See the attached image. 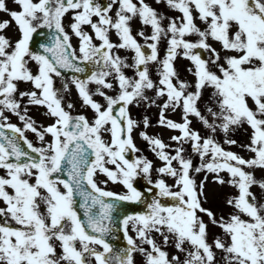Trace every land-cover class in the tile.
I'll return each instance as SVG.
<instances>
[{
    "label": "snow or ice",
    "instance_id": "snow-or-ice-1",
    "mask_svg": "<svg viewBox=\"0 0 264 264\" xmlns=\"http://www.w3.org/2000/svg\"><path fill=\"white\" fill-rule=\"evenodd\" d=\"M11 3L0 0V12L8 16L0 19V264H135L133 253L143 256V264H264V196L252 190L256 185L264 192V179L253 174L264 169V0H165L180 13L167 23L146 0ZM133 18L150 34H134ZM10 26L15 38L7 35ZM44 29L47 39L37 51L34 34L45 35ZM114 49L131 51L132 62ZM177 56L190 62L191 82L180 78ZM62 72L74 73L71 83L90 116L74 115L73 104L64 103L55 86ZM21 82L31 89L20 90ZM24 98L26 105L44 107L51 123L37 128L21 107ZM142 103L155 105L156 123L178 133L166 144L139 132L161 162L155 169L143 155H126L139 151L132 135L139 124L129 106ZM177 109L179 121L166 115ZM191 117L208 131L202 135L192 127ZM142 124L149 127L147 116ZM238 129L250 130L248 143L240 145L249 157L222 146L237 144L229 133ZM26 130L36 134L39 146ZM185 144L198 155V166ZM201 171L205 179L212 173L214 181L236 189L221 214L204 206V182L197 186L191 174ZM97 174L106 179L97 180ZM138 176L154 186L150 202L134 184ZM109 181L124 190H109ZM122 202L146 203L148 211L116 217ZM117 220L126 246L114 250L110 237ZM209 224L221 234L209 236Z\"/></svg>",
    "mask_w": 264,
    "mask_h": 264
},
{
    "label": "rangeland",
    "instance_id": "rangeland-1",
    "mask_svg": "<svg viewBox=\"0 0 264 264\" xmlns=\"http://www.w3.org/2000/svg\"><path fill=\"white\" fill-rule=\"evenodd\" d=\"M146 2H148L152 7H154L157 10L158 13H160L162 16L165 17V20L163 21L164 23H167L168 17L180 15V13L177 12L176 10L169 8L167 6V4L165 3V0H159V3H157V0H146ZM69 22H70V16H68V14H66L65 18H64V23L66 25H68ZM196 22L198 24H200V22L198 20ZM130 23H131L134 34L139 30H143L145 32V34H150V27L142 25L140 23V21L138 20V18H133L130 21ZM88 30L90 31V29H88ZM111 39H113L115 41V40H117V37L114 34H111ZM137 39L139 42L144 43V40L142 37L137 36ZM72 41L76 47L77 43H78V38L73 35ZM165 50H166V45H165L164 40L162 38L161 43L159 45V53L161 56L164 55ZM113 51L116 52L117 54L121 55L122 57L126 58L127 63L130 64L132 62V55L133 54L131 51L125 50V49H114ZM174 63H175V66L177 68V71L179 73L180 78L184 79V80H188L189 82H191L193 80V77L190 73L187 72V68L190 66V62L187 61L186 59H184L183 57L177 56ZM149 71H150V75L155 80L157 78L158 71H157V68H156L154 63L149 65ZM125 72L127 75L131 76L134 73V69L126 68ZM55 83H56V87L62 89L60 95H62L64 97V103L67 104L68 102H71L73 104V108L70 111H72V113L74 115L78 114V113H83V114L88 115V116L91 115L90 110L87 109L86 107L82 106V104L79 100L78 94L74 88V85H72V83L70 81H67V82L55 81ZM64 83L68 84V89L66 91L63 90V84ZM19 88H20V90L27 91V90L31 89V85L28 83L21 82L19 84ZM149 95L154 96V94L151 92H149ZM96 98L99 99V97H96ZM204 98L205 99L207 98V93H205ZM156 100H157V104H159L160 99L156 98ZM24 101H26V98H24L22 100L21 107L23 108L26 106L28 108V115L36 122L37 128H41L42 126H46L49 123H51V117L46 114V109L44 107L37 106V105H26V103ZM146 107L147 108L145 111L142 110V115L139 117H136V116H134V114L132 112L133 106L132 105L129 106L130 115L139 124V127L134 128V130H133V139H134V143H135L136 147L139 150H143V149H146L147 147H149L147 142L139 135L140 131H147L149 135L159 136L161 139L164 140V142L166 144H173L174 142L169 140V136L175 135L178 133H176L172 130H169L167 128H164V127H162L156 123V121L158 120L159 109L155 105L146 106ZM7 114L9 116L10 122L17 124L18 126H22L23 122H21L18 119V117H16L15 115H13L11 113H7ZM166 115L169 118L177 120V121H179L181 119V114H180L179 109H177L176 111H169L166 113ZM145 116L148 117L149 122H150V125L147 129H145L143 124H142V120ZM191 119H192V127L199 130L202 135L208 131L207 129H205L203 127V125L199 122V120L197 118L191 117ZM245 127H247V126H245ZM249 132H250V130L246 131L245 129H238L234 132H230L229 136L237 141V144H235V145L223 144L222 141L224 138V134L222 132H218L216 134V139L218 142H221L222 146L225 147L226 149L237 152L242 156L249 157L251 155V153H249L246 149H244L240 146L241 144L248 143ZM234 133H236V135H233ZM25 134L27 136H29V138L31 139V141L33 142L34 145L39 146L41 144V141L37 138L35 133L26 130ZM107 135L108 134L105 133V137H107ZM46 139H48L47 136H46ZM184 147H185L186 154L192 159V162L197 163L199 165L200 159L196 153L191 151L190 145L185 144ZM141 152L142 151H138L137 155L139 156ZM141 155H143V154H141ZM151 160L153 162V169L158 167L161 163L159 161L158 157H156L154 153H153ZM109 167H111V166L109 165ZM2 171L3 170H0V174H2ZM253 174L257 179H264V169L256 168L253 170ZM212 175H213L212 173H210V175L208 173L207 179H205L204 178L205 173L203 171H201L198 173L197 178L194 177V179L196 181L197 186L200 185L201 181L204 182L203 192H204V195L207 197V202L204 203V206L212 209L217 214H221L224 211H226L227 207H228L224 203L225 199L229 196L234 195L236 193V189L233 188V186H231L229 184L217 183L216 181H214L212 179ZM221 175H224L225 179H228L226 173H221ZM141 177L142 176H138L136 178V180H138ZM153 178H156L155 172H153ZM96 179L102 180L101 174H97ZM105 179H106V177H105ZM168 179H169V182H171V178H168ZM105 187H107L109 190L116 191V192H121L124 190L122 185H120L119 183H112L111 181H109V183ZM252 190L257 194L258 198L261 196H264V192H261V190L259 189L258 186L254 185ZM0 206H4L2 204V202H0ZM41 207H43V206H41ZM205 219L207 220V217H205ZM129 234L133 235V236L135 235V233H133L131 231H129ZM213 234L220 235L221 230L218 227L209 224V236H211ZM153 236H154V238L159 240V237L156 236L155 233H153ZM166 250H168L170 253L175 252V250L170 245L167 247ZM133 257H134L135 264H143L144 258L141 254L133 253ZM221 264H223V261H221Z\"/></svg>",
    "mask_w": 264,
    "mask_h": 264
},
{
    "label": "water",
    "instance_id": "water-1",
    "mask_svg": "<svg viewBox=\"0 0 264 264\" xmlns=\"http://www.w3.org/2000/svg\"><path fill=\"white\" fill-rule=\"evenodd\" d=\"M8 131V130H5ZM22 143V142H21ZM26 148V146H25ZM30 151V150H28ZM35 155V154H33ZM129 159H133L132 152H129L126 154ZM136 187H140L139 183ZM146 185V184H145ZM149 188H152L148 185H146ZM145 186V188H147ZM154 189V188H153ZM151 194H154V190L151 192ZM77 200L79 202V197H77ZM147 206L146 203H140V202H122L121 207L118 209V212L114 214V216L119 217L123 213H133V212H147ZM114 237V238H113ZM110 243L113 244L114 250H119L122 247L126 246V241L123 237V231L119 228V220H117V227L112 233V237H110Z\"/></svg>",
    "mask_w": 264,
    "mask_h": 264
},
{
    "label": "flooded vegetation",
    "instance_id": "flooded-vegetation-1",
    "mask_svg": "<svg viewBox=\"0 0 264 264\" xmlns=\"http://www.w3.org/2000/svg\"><path fill=\"white\" fill-rule=\"evenodd\" d=\"M6 2L9 4V7H14V5L11 3V0H6ZM101 2H103V0H101ZM109 2H110V0H109ZM5 18H8L7 14L6 13H3V12H0V19H5ZM85 27L87 28V26H85ZM44 30H46V33L45 34H47L48 30L47 29H44ZM66 30L70 31V29L67 28V25H66ZM7 35L10 36V37H12V38H15L16 35H17V33L15 31V28H13V27L10 26L9 30L7 31ZM32 46H33V48L35 50L42 51L37 46H35V45H32ZM73 46H74V44H73ZM29 63H30V66L35 70L34 62H31L30 61ZM55 81H61V82L70 81L71 82V80H69L68 78H63L62 76L55 78ZM55 86H56V83H55ZM132 106H133V111L132 112H133L134 116H136V117L141 116L142 115L141 109L139 107L134 106V105H132ZM150 150L151 149L149 147L146 148V151H150ZM101 177H102V180L105 179V176H103V174H101ZM102 186H104V185H102Z\"/></svg>",
    "mask_w": 264,
    "mask_h": 264
}]
</instances>
